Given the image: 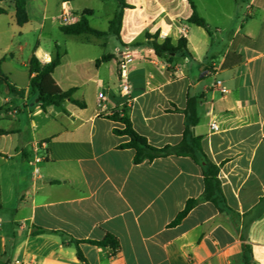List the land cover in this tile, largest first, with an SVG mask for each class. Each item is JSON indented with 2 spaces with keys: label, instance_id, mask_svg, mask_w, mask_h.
Listing matches in <instances>:
<instances>
[{
  "label": "crops",
  "instance_id": "crops-1",
  "mask_svg": "<svg viewBox=\"0 0 264 264\" xmlns=\"http://www.w3.org/2000/svg\"><path fill=\"white\" fill-rule=\"evenodd\" d=\"M63 1L28 0L24 26L14 4L0 2L2 70L23 92L0 91V264H245V244L264 264V214L247 227L245 217L264 197V0H192L207 28L188 21V0H127L121 46L99 67V57L77 55L92 35H68L77 38L64 45L57 38ZM79 1H69L75 22ZM96 1L82 12L107 9L109 0ZM147 32L185 37L189 52L160 57ZM58 48L53 77L63 90L77 88L86 108L67 101L65 111H44L32 92L31 57L49 63ZM122 52L133 57L127 95ZM189 97L199 100L194 132L221 165L229 210L202 200L170 226L189 199L203 197L202 166L185 156L135 164V151L120 148L129 138L114 133L124 125L108 116L125 109L151 145H177ZM108 233L119 241L116 254L82 242Z\"/></svg>",
  "mask_w": 264,
  "mask_h": 264
},
{
  "label": "trees",
  "instance_id": "trees-1",
  "mask_svg": "<svg viewBox=\"0 0 264 264\" xmlns=\"http://www.w3.org/2000/svg\"><path fill=\"white\" fill-rule=\"evenodd\" d=\"M11 1L15 6L16 21L19 26H24L29 21L27 4L28 0H0ZM76 1V0H66ZM117 3V9L114 16L109 21L108 29L106 31H100L91 27L88 17L93 15L92 10H85L80 15L79 19L73 24L67 26H61V31L66 35H93L99 38H105L109 35H114L119 41H121V31L124 22V13L126 9L133 8L127 0H114ZM191 8L192 15L189 18V22L198 26L207 28L206 22L201 18L197 12L196 6L192 0H188ZM7 10L0 7V15L6 14ZM148 43L153 47L155 53L162 57L168 56L169 59L179 53L189 52L188 41L185 37L180 38L177 43H174L172 38L166 37L162 41L160 33L155 34L146 33ZM114 58V55L107 54L96 60V66L99 67L100 63L109 61ZM2 62L0 60V91H6L8 88L10 93H17L22 95L23 92H19L11 85L9 78L2 70ZM61 63V53L59 48L55 57L49 63H42L35 55H33L29 61L31 70L35 73V77L31 81V89L33 93L38 94V99L41 103L42 109L47 111L49 107L57 106L65 111V103L67 101L80 108H86L84 101L78 100L74 97L77 88H71L69 90H63L55 81L53 74L56 68ZM199 100L196 97H189L187 107L183 110L185 114V127L183 132V139L177 145H166L158 148L151 145L148 139L139 134L133 127L129 114L125 109L115 112L108 116L109 119L118 121L124 125L123 129H114V133L119 136H127L129 141L120 145L121 149H133L135 151L134 163L140 164L145 161L152 162L157 158H164L168 156H185L190 157L203 168L205 191L202 198L189 199L185 208L181 211L176 219L170 224V226L178 225L202 200L211 201L220 210H229L226 203L222 184L219 178L221 165L213 163L208 155L204 152L202 146V136L195 134L194 129L200 121V115L198 111ZM178 110V109H177ZM179 111V110H178ZM264 214V197L260 199L258 205L249 213L245 215L248 220L246 227L250 223ZM83 243H89L99 247L109 248L113 254H116L120 250V244L118 239L108 233L101 241L84 240ZM79 245V241L76 242ZM78 256L82 259L80 250H78ZM244 263L254 264L252 257V249L249 244L244 245Z\"/></svg>",
  "mask_w": 264,
  "mask_h": 264
},
{
  "label": "rangeland",
  "instance_id": "rangeland-1",
  "mask_svg": "<svg viewBox=\"0 0 264 264\" xmlns=\"http://www.w3.org/2000/svg\"><path fill=\"white\" fill-rule=\"evenodd\" d=\"M98 1L96 0H82L79 1L80 11L79 15L82 14L84 8H91L93 6L98 5ZM115 7L117 8V3L114 0H109L107 9H97L95 14L89 16V22L91 27L100 30L106 31L109 25V19L113 16ZM58 22V21H57ZM57 38L60 40L62 45L70 43L69 41L76 40L77 37H70L61 33L60 30L56 29ZM38 36L36 35L34 39L35 43L37 41ZM92 42L88 44L85 48H83L82 52H78L77 55L81 56H90V57H101L103 54H115L116 49L121 46V43L114 35H109L105 38L98 39L97 37H91ZM101 43H105V45H101ZM78 55V56H79Z\"/></svg>",
  "mask_w": 264,
  "mask_h": 264
},
{
  "label": "built area",
  "instance_id": "built-area-1",
  "mask_svg": "<svg viewBox=\"0 0 264 264\" xmlns=\"http://www.w3.org/2000/svg\"><path fill=\"white\" fill-rule=\"evenodd\" d=\"M61 11L62 13L53 19L55 21H58L61 26H67L70 24H73L75 22V17L72 13H70V4L68 1L64 0L61 3ZM133 61L132 54L130 52H122L119 58V74L121 80L123 83V93L125 95L129 94L131 92V86L128 83V76H129V65ZM216 86L220 88L222 93H227V88L223 85L222 81H217ZM100 99H104V95L102 93L99 94ZM99 107L103 108L104 105L100 102ZM211 129L216 131L218 130V125L216 123H213L211 125ZM41 161L40 158L36 159V163H39ZM35 173H39V169L36 168Z\"/></svg>",
  "mask_w": 264,
  "mask_h": 264
},
{
  "label": "water",
  "instance_id": "water-1",
  "mask_svg": "<svg viewBox=\"0 0 264 264\" xmlns=\"http://www.w3.org/2000/svg\"><path fill=\"white\" fill-rule=\"evenodd\" d=\"M6 92H7V93H9V92H10V90L7 88V89H6Z\"/></svg>",
  "mask_w": 264,
  "mask_h": 264
}]
</instances>
